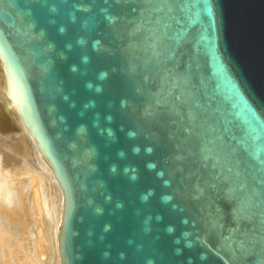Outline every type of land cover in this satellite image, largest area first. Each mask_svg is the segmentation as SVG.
<instances>
[{
    "label": "water",
    "instance_id": "obj_1",
    "mask_svg": "<svg viewBox=\"0 0 264 264\" xmlns=\"http://www.w3.org/2000/svg\"><path fill=\"white\" fill-rule=\"evenodd\" d=\"M0 59L60 264H264V0H0Z\"/></svg>",
    "mask_w": 264,
    "mask_h": 264
},
{
    "label": "bare ground",
    "instance_id": "obj_2",
    "mask_svg": "<svg viewBox=\"0 0 264 264\" xmlns=\"http://www.w3.org/2000/svg\"><path fill=\"white\" fill-rule=\"evenodd\" d=\"M7 90L0 59V264H60L62 191Z\"/></svg>",
    "mask_w": 264,
    "mask_h": 264
},
{
    "label": "clouds",
    "instance_id": "obj_3",
    "mask_svg": "<svg viewBox=\"0 0 264 264\" xmlns=\"http://www.w3.org/2000/svg\"><path fill=\"white\" fill-rule=\"evenodd\" d=\"M104 75H106V74H102V77H103ZM148 151H151V149H149ZM149 167H150V168H151V167H154V165H149Z\"/></svg>",
    "mask_w": 264,
    "mask_h": 264
}]
</instances>
